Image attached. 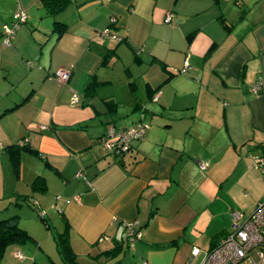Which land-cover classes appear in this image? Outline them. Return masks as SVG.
<instances>
[{
    "label": "crops",
    "instance_id": "0c3cea01",
    "mask_svg": "<svg viewBox=\"0 0 264 264\" xmlns=\"http://www.w3.org/2000/svg\"><path fill=\"white\" fill-rule=\"evenodd\" d=\"M17 8L25 20L3 45ZM56 16L58 37L39 0H0V167L5 181L16 145L24 184L0 195V212L43 176L50 195L27 198L51 209L50 198L81 262L119 245L97 262L199 264L192 248L232 230L225 192L264 189V164H250L264 158V0H69ZM56 69L68 70L64 82ZM138 121L143 138L117 160L100 138ZM36 256L9 244L0 264Z\"/></svg>",
    "mask_w": 264,
    "mask_h": 264
},
{
    "label": "built area",
    "instance_id": "2783aa9c",
    "mask_svg": "<svg viewBox=\"0 0 264 264\" xmlns=\"http://www.w3.org/2000/svg\"><path fill=\"white\" fill-rule=\"evenodd\" d=\"M170 13L165 15L164 21H169ZM11 25L3 26L2 44H8V38L14 28L24 22L25 14L17 8L12 14ZM113 21V19H111ZM101 37L111 36L108 30L100 32ZM186 64V62L184 63ZM52 77L57 82L62 83L68 77L67 69H56L52 73ZM259 80L252 86V91H257ZM156 99V96L153 98ZM73 103L76 98L73 97ZM146 125L142 122H135L121 131L108 129L100 138L101 143L107 152L114 157L120 158L130 148L131 140H139L143 138ZM252 165L256 169H261L264 159L261 156L251 155ZM263 171V169H261ZM42 216V214H40ZM232 230L223 234L217 242L208 250L203 252V258L199 264H264V198L259 200L254 208L244 216L242 213L231 212ZM128 234L133 232L129 226ZM138 236V234H134ZM136 238L130 236L129 240ZM201 252L200 249L193 247L191 255L195 256ZM17 258H21L20 254H16Z\"/></svg>",
    "mask_w": 264,
    "mask_h": 264
},
{
    "label": "rangeland",
    "instance_id": "374dc122",
    "mask_svg": "<svg viewBox=\"0 0 264 264\" xmlns=\"http://www.w3.org/2000/svg\"><path fill=\"white\" fill-rule=\"evenodd\" d=\"M58 16H55L57 18ZM122 64L120 60L117 61L114 67V73L118 72V70L122 71ZM20 68L17 65L16 71L19 72ZM118 75V74H116ZM115 75V76H116ZM250 164L252 165V160L250 159ZM244 165H241L240 169V181H242L246 177V173H242ZM11 168V166H10ZM9 168L10 178L7 176L4 179V174L2 173V168L0 167V186L3 191H0V195H4L7 193H10L12 187H14V190H17V193H21L22 190H24V184L21 182H18L16 176L13 174V170ZM43 177V176H41ZM246 187L240 188L236 187L235 189L225 192L224 201L226 203L231 204V211L230 212H238L242 213L244 216H246L252 208L255 206V204L264 198V189L261 188V190L258 188V182H255L254 185L252 183L250 184H244ZM250 187V188H249ZM30 188V187H29ZM47 194L50 195V190L43 191H34L29 189L27 193L23 195H17V196H9L7 197L8 202H11V210H1V214L11 215L12 211H18L17 214L19 215V218L17 219V226L22 228L26 231V233L32 238V240H27L23 244L24 246H29L32 248V250H35V253L37 254L35 262L37 264H62L57 256V253L55 251L54 242L52 239V234L58 233L62 229V220L60 218V214L52 208V201L50 202V198L48 200V197L42 198V201L47 202V205L51 206V209L46 208L41 205H32L31 199L33 198H27L30 197V195L33 194ZM25 196V197H23ZM42 196V195H40ZM43 197V196H42ZM231 198H234V202L231 201ZM36 201L37 199L34 198ZM13 203H16V205H13ZM2 204H4V200L0 199V206L3 207ZM8 204V203H7ZM6 204V205H7ZM4 209V208H2ZM45 213L44 216H40L41 211ZM16 213V212H14ZM40 217H43V220H41ZM21 244V245H23ZM115 257V256H114ZM80 259V261H83V258L77 257V259ZM203 258V251L201 250L200 254L195 259V263L201 262Z\"/></svg>",
    "mask_w": 264,
    "mask_h": 264
},
{
    "label": "trees",
    "instance_id": "16d2710c",
    "mask_svg": "<svg viewBox=\"0 0 264 264\" xmlns=\"http://www.w3.org/2000/svg\"><path fill=\"white\" fill-rule=\"evenodd\" d=\"M39 1L41 3L42 8L45 11V14L52 18H54L58 13H60L69 2V0H39ZM112 22L113 21L110 22L111 25H113ZM65 30H66V25L63 22L57 20L56 18L52 20V31L56 33L57 37L60 36L62 33H64ZM106 30L109 31V27H107ZM89 84L90 83H88L86 88L89 87ZM7 148L8 150L9 148L11 149L10 151H8L11 169L15 174H17L16 172L18 171V165H19L18 151L16 149L17 147L15 145V146H9ZM27 150L33 154H36V151L33 149L27 148ZM116 159L120 160L119 158ZM30 189L31 191L32 190L44 191L45 183L43 177L35 176L31 181ZM33 203L32 205H34ZM40 218L41 220H43V217ZM60 218L62 220V229L60 232L52 234V239L54 242L55 251L62 264H100L97 262L99 257L103 256L105 258H111L115 256L119 251L120 246L117 245L108 250L102 251L96 256L92 257L94 261L90 263H83L79 261L69 243L68 224L61 214H60ZM16 222H17L16 215L11 214L0 217V255L3 249L9 244H23L27 240L30 241L32 240V238L26 233L25 230L17 226ZM222 235L223 233L215 234L210 240V247H212ZM31 264H37V263L35 261H32Z\"/></svg>",
    "mask_w": 264,
    "mask_h": 264
}]
</instances>
